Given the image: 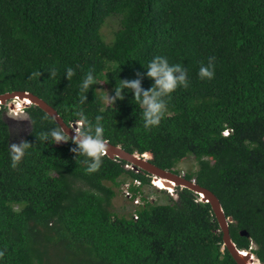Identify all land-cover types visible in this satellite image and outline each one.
I'll return each instance as SVG.
<instances>
[{"label": "trees", "instance_id": "obj_1", "mask_svg": "<svg viewBox=\"0 0 264 264\" xmlns=\"http://www.w3.org/2000/svg\"><path fill=\"white\" fill-rule=\"evenodd\" d=\"M112 15L118 27L107 42L101 28ZM157 55L182 64L188 84L165 97L160 123L145 128L132 92L105 103L99 87L114 95L119 79L139 78L150 88L146 66ZM209 58L214 76L201 78ZM90 70L96 79L80 104ZM13 90L41 97L68 124L79 121L77 109L93 122L102 116L109 143L163 169L179 173L177 163L193 156L196 168L183 176L219 198L236 246L264 264V0H0V93ZM4 108L0 264H236L210 204L188 188L146 202L137 218L113 212L120 178L151 184L150 174L105 153L86 171L71 138L40 139L58 124L34 104L24 108L31 127L22 141L31 146L13 167Z\"/></svg>", "mask_w": 264, "mask_h": 264}, {"label": "clouds", "instance_id": "obj_2", "mask_svg": "<svg viewBox=\"0 0 264 264\" xmlns=\"http://www.w3.org/2000/svg\"><path fill=\"white\" fill-rule=\"evenodd\" d=\"M146 69V76L153 81L150 88L143 89L139 78L119 79L120 83L115 84L113 88L114 95L110 96L106 92L105 99L114 104L117 99L124 98V90H129L132 92L136 104L142 109L144 127L149 128L158 125L164 116L166 112L165 97L169 96L179 86L186 87L188 79L187 69L182 64L170 63L166 56H154L148 62ZM73 74L74 69L72 67H67L65 70V76L67 79ZM198 74L201 78L206 77L211 79L214 76L212 58H209L207 65L202 64L200 66ZM95 79L94 73L91 70L83 77L77 93L80 104L86 102V94L88 93L90 86L95 82ZM15 101L17 100H13V102ZM24 108L21 110L24 111ZM74 114L79 118V121H76V123H78L79 126L80 124L82 126L76 128L74 131L75 135L71 137V141L75 145V147L72 148V151L76 155H81L86 158L84 160V163L87 164L86 171L94 172L102 163L101 156L104 154L106 147L104 137L105 126L102 123L103 117L97 115L93 122L88 118L83 109H77ZM227 132V130L222 131L223 134H227ZM40 139L50 143H60L69 141L70 137L65 132L64 128L58 125L46 131H42L40 133ZM30 146L31 144L27 141H21L19 144H10V158L13 167L16 166V163ZM127 164L129 163L127 162ZM174 168L177 169V167ZM184 173L185 171L181 170L179 172L181 175ZM150 176L153 178L152 175ZM190 180L195 181L194 178H191ZM175 187L173 188L175 189ZM162 188L167 189L166 187H161L160 189ZM174 189L171 188V190ZM257 264H259V262H257Z\"/></svg>", "mask_w": 264, "mask_h": 264}, {"label": "water", "instance_id": "obj_3", "mask_svg": "<svg viewBox=\"0 0 264 264\" xmlns=\"http://www.w3.org/2000/svg\"><path fill=\"white\" fill-rule=\"evenodd\" d=\"M13 100L17 101L13 102ZM24 101L28 102L25 103ZM0 104H8V107L14 110L22 109L30 104H34L51 116L58 125L62 126L70 138L75 135L74 131L76 128H79V125L76 122L70 124L66 123L54 107L30 91L13 90L0 93ZM105 144L106 147L104 153L108 157L124 160L128 162L135 171H146L152 175L153 178H160L165 185L170 184L171 187H185L192 190L194 193H197L200 201L208 202L210 204L211 210L218 222L219 229L222 232V243L235 263L257 264V262H259V264H261L253 252L250 250L239 249L236 246L229 232V222H232L233 219L231 216L225 215L219 198L211 190L199 185L196 181L187 179L173 170L163 169L155 165L150 161L149 156H146V154L127 151L120 145L109 143L106 139ZM240 234L247 235V231L242 229L240 230Z\"/></svg>", "mask_w": 264, "mask_h": 264}, {"label": "rangeland", "instance_id": "obj_4", "mask_svg": "<svg viewBox=\"0 0 264 264\" xmlns=\"http://www.w3.org/2000/svg\"><path fill=\"white\" fill-rule=\"evenodd\" d=\"M116 18L117 16H114V15L108 17L105 20L101 28L103 37L107 42H109L113 36L112 31L118 27ZM100 83L102 84V82ZM99 89L104 91L103 99L105 103H108V101H106L105 99V96H106V92L110 95L109 89L105 85H102L101 87H99ZM4 106L6 108L3 109V117L5 118L9 126L10 144L12 143L19 144L30 130V127H31L30 119L27 113L24 112L23 110L21 109L14 110L8 107V104H4ZM176 167L177 169L181 171L193 170L196 168L195 158L193 156H186L185 158L181 159L177 163ZM164 187H167V186H164ZM114 188H115L116 194L112 198V201H111V207H110L111 210L119 215L121 214L126 215V216L130 215L131 211L134 208L132 205V202L128 201L126 198H124L121 195L120 191L118 190V187H114ZM168 188H170L169 190H171V188L174 189L173 187H170V186ZM161 190H165V192L159 191V190L154 189L153 187H150V191L152 195H154L153 201H157V202L167 201V193L170 195L169 191L164 188H162ZM173 193L175 194L176 191H174Z\"/></svg>", "mask_w": 264, "mask_h": 264}, {"label": "built area", "instance_id": "obj_5", "mask_svg": "<svg viewBox=\"0 0 264 264\" xmlns=\"http://www.w3.org/2000/svg\"><path fill=\"white\" fill-rule=\"evenodd\" d=\"M126 167L132 168L130 164H126ZM135 171V170H134ZM151 184L144 183L139 177H122L120 178V183L118 190L121 195L126 198L128 201L132 202L133 210L131 215L133 218L138 217V209L143 207L146 202H153L154 195L150 191V187L154 189H160L161 187L154 182V178H151ZM170 195L175 196L173 190L166 187Z\"/></svg>", "mask_w": 264, "mask_h": 264}, {"label": "bare ground", "instance_id": "obj_6", "mask_svg": "<svg viewBox=\"0 0 264 264\" xmlns=\"http://www.w3.org/2000/svg\"><path fill=\"white\" fill-rule=\"evenodd\" d=\"M25 103H27L28 101H24Z\"/></svg>", "mask_w": 264, "mask_h": 264}]
</instances>
